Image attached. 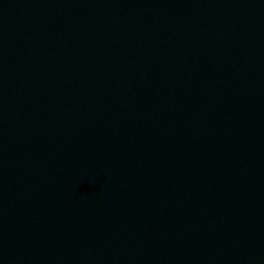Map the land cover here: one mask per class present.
<instances>
[{"label":"water","instance_id":"water-1","mask_svg":"<svg viewBox=\"0 0 264 264\" xmlns=\"http://www.w3.org/2000/svg\"><path fill=\"white\" fill-rule=\"evenodd\" d=\"M0 264H264V0H0Z\"/></svg>","mask_w":264,"mask_h":264}]
</instances>
